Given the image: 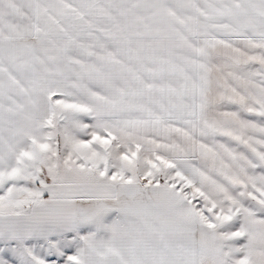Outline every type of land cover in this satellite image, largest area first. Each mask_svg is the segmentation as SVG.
I'll use <instances>...</instances> for the list:
<instances>
[{
  "label": "snow or ice",
  "instance_id": "1",
  "mask_svg": "<svg viewBox=\"0 0 264 264\" xmlns=\"http://www.w3.org/2000/svg\"><path fill=\"white\" fill-rule=\"evenodd\" d=\"M0 264H264V0H0Z\"/></svg>",
  "mask_w": 264,
  "mask_h": 264
}]
</instances>
